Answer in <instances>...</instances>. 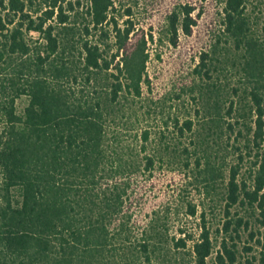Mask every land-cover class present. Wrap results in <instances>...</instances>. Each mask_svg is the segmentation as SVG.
Here are the masks:
<instances>
[{
	"label": "trees",
	"instance_id": "obj_1",
	"mask_svg": "<svg viewBox=\"0 0 264 264\" xmlns=\"http://www.w3.org/2000/svg\"><path fill=\"white\" fill-rule=\"evenodd\" d=\"M218 1L186 84L198 117L138 127L128 139L117 127L133 129L135 99L150 84L144 30L115 21L109 42L114 0H87L85 11L80 0H0V264H160L170 249L188 252L183 264H207L203 196L219 179L226 214L242 209L264 227V31L246 0ZM194 10L168 14L174 45L179 30L193 34ZM177 176L191 186L182 202ZM183 208L200 211L197 228L174 221ZM244 223L225 222L235 236L223 237L215 264H242L234 238Z\"/></svg>",
	"mask_w": 264,
	"mask_h": 264
},
{
	"label": "rangeland",
	"instance_id": "obj_2",
	"mask_svg": "<svg viewBox=\"0 0 264 264\" xmlns=\"http://www.w3.org/2000/svg\"><path fill=\"white\" fill-rule=\"evenodd\" d=\"M80 2V9L85 11L87 0H80ZM186 3L195 7L192 13L194 17L204 8L202 6H207L209 13L205 16L201 11V17L197 19L198 24L194 26L193 34L190 37H185L179 30L177 43L174 45L167 30L168 14L173 11L178 12L180 7ZM218 6H220L218 0L213 2L207 0H114V6L110 13L114 21L111 20L106 26V29H109V42L114 39L115 21L117 27L124 28L131 25L133 32L143 29L150 39L148 42L149 60L147 62V76L150 84L147 81L144 82L143 96L135 99L134 106L138 112L137 117L132 118L135 121L133 129L120 127L122 125L117 127V130L123 134L122 136H125L124 138H134L138 127H146L155 131L161 126L162 120L172 119L175 116L181 119L188 114L195 118L198 117L196 115L199 108L198 100L195 94L189 91L186 84L189 85L192 81L191 72L199 60V50L210 39L211 29L216 22L214 15ZM246 6L253 24L259 28V31H264V0H246ZM150 33L152 39L149 37ZM232 75L231 72H227L228 80L231 84H237L239 78L237 75ZM27 102L28 100L24 96L17 99V110L22 111ZM128 128L132 127L128 126ZM229 144L223 143V146L228 145L227 150H222L220 154L226 153L229 156L231 152ZM249 165L250 162L248 161L244 163L240 177L247 175ZM174 186L177 187L174 193L176 197H180V202H182L188 196L185 189L191 188V186L186 184V180L182 176L176 177ZM172 187L169 188L163 184L158 189L160 188L162 191L169 188L171 190ZM223 190V181L219 179L217 188L209 198L206 199L202 195L205 222L210 229L214 244L213 253L207 258V264H215V254L223 237L231 242L229 239L230 232L235 236L232 231L233 225H231L228 233L225 232V222L230 218L235 220L239 216L243 217L244 221H248L247 226L245 223L242 225L239 238H234L239 249L240 263L246 264V259H249L251 264H264V227L260 225L258 219L250 217L242 209L232 208L227 215L225 202L222 200ZM172 192L170 191L171 194ZM199 213L200 211L197 217H187L185 208H183L177 216H174V221H188L187 226L195 229L200 223ZM257 216V218H261L260 215L257 214ZM188 259L187 251L178 252L173 249L164 255L161 254L158 258L160 264H183Z\"/></svg>",
	"mask_w": 264,
	"mask_h": 264
}]
</instances>
